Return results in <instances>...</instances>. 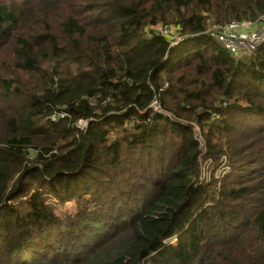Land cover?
I'll list each match as a JSON object with an SVG mask.
<instances>
[{
    "label": "trees",
    "instance_id": "obj_1",
    "mask_svg": "<svg viewBox=\"0 0 264 264\" xmlns=\"http://www.w3.org/2000/svg\"><path fill=\"white\" fill-rule=\"evenodd\" d=\"M262 16L264 0H0V264H264V42L235 57L209 35ZM45 188L102 210L62 225Z\"/></svg>",
    "mask_w": 264,
    "mask_h": 264
},
{
    "label": "rangeland",
    "instance_id": "obj_2",
    "mask_svg": "<svg viewBox=\"0 0 264 264\" xmlns=\"http://www.w3.org/2000/svg\"><path fill=\"white\" fill-rule=\"evenodd\" d=\"M264 25V22H253L249 24H245L244 27H240L239 30L236 32H252L254 30H260L261 26ZM248 26V27H246ZM160 28V27H157ZM243 29V30H242ZM245 30V31H244ZM169 32L172 31H166L165 35H171ZM177 32L174 31L173 37H176ZM255 52V51H254ZM253 52V53H254ZM251 53V54H253ZM179 119V118H178ZM83 122H81L82 125ZM195 137L199 140L201 139V136L198 132L197 127L195 126ZM114 132V131H113ZM200 146L203 143V141H200ZM201 164V181L202 183H209L211 182V178L214 176L215 178H218L220 180L224 174L228 173L230 171L229 164L227 163L225 157L221 156L217 162H215L213 159L210 158H201L200 159ZM45 198L46 202L53 208L54 212L57 214V216L60 218L62 225H68L71 223L72 220H75V218L79 214V209L81 207H88L89 210L93 209L95 211L101 212L102 208L99 206V203L97 200L91 195L92 193H86L83 194L80 198V200H76L77 198H68L64 201H61L57 199L52 193H49L47 191V188H45ZM80 201V202H78ZM78 218V217H77ZM172 242L174 243L176 241V237H172ZM172 244V243H171Z\"/></svg>",
    "mask_w": 264,
    "mask_h": 264
},
{
    "label": "built area",
    "instance_id": "obj_3",
    "mask_svg": "<svg viewBox=\"0 0 264 264\" xmlns=\"http://www.w3.org/2000/svg\"><path fill=\"white\" fill-rule=\"evenodd\" d=\"M261 19L264 22V16H262ZM249 23L251 22L233 21L224 26H213L209 30V35L220 40L233 56L240 57L248 55L253 53L264 42V25L258 28L260 30H254L252 32L247 31L243 33L236 32L241 26L244 27L245 24ZM178 40H181V38L177 39V41ZM175 43L176 41L172 42V44ZM151 106L153 109H159L156 101H153ZM52 119L55 120L56 117H53Z\"/></svg>",
    "mask_w": 264,
    "mask_h": 264
},
{
    "label": "crops",
    "instance_id": "obj_4",
    "mask_svg": "<svg viewBox=\"0 0 264 264\" xmlns=\"http://www.w3.org/2000/svg\"><path fill=\"white\" fill-rule=\"evenodd\" d=\"M246 27H248V26H246Z\"/></svg>",
    "mask_w": 264,
    "mask_h": 264
}]
</instances>
